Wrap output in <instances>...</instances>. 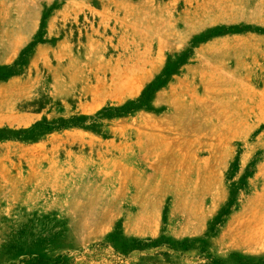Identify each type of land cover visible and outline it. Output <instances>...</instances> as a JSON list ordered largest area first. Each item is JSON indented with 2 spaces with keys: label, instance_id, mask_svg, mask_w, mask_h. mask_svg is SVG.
<instances>
[{
  "label": "rangeland",
  "instance_id": "rangeland-1",
  "mask_svg": "<svg viewBox=\"0 0 264 264\" xmlns=\"http://www.w3.org/2000/svg\"><path fill=\"white\" fill-rule=\"evenodd\" d=\"M0 264H264V0H0Z\"/></svg>",
  "mask_w": 264,
  "mask_h": 264
},
{
  "label": "bare ground",
  "instance_id": "bare-ground-1",
  "mask_svg": "<svg viewBox=\"0 0 264 264\" xmlns=\"http://www.w3.org/2000/svg\"><path fill=\"white\" fill-rule=\"evenodd\" d=\"M146 225V224H145ZM148 225V224H147ZM144 226V225H143ZM144 228H146V227H144ZM142 229V228H141Z\"/></svg>",
  "mask_w": 264,
  "mask_h": 264
}]
</instances>
